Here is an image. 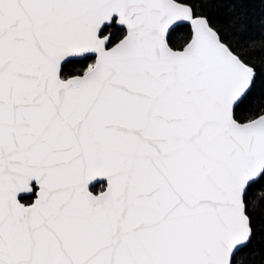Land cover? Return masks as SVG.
<instances>
[{
    "label": "snow or ice",
    "instance_id": "obj_1",
    "mask_svg": "<svg viewBox=\"0 0 264 264\" xmlns=\"http://www.w3.org/2000/svg\"><path fill=\"white\" fill-rule=\"evenodd\" d=\"M235 8L0 0V264H264V36Z\"/></svg>",
    "mask_w": 264,
    "mask_h": 264
},
{
    "label": "trees",
    "instance_id": "obj_2",
    "mask_svg": "<svg viewBox=\"0 0 264 264\" xmlns=\"http://www.w3.org/2000/svg\"><path fill=\"white\" fill-rule=\"evenodd\" d=\"M235 13L243 15V27L249 37L257 38L264 36V2L261 0H235ZM229 3L221 6L211 5L206 8L214 21L225 22L232 14L228 11ZM239 27V26H238ZM259 243V239L257 241Z\"/></svg>",
    "mask_w": 264,
    "mask_h": 264
}]
</instances>
